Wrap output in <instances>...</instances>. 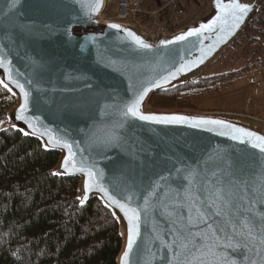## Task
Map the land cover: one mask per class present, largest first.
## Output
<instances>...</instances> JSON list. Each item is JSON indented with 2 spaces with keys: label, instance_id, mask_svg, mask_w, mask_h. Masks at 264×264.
Wrapping results in <instances>:
<instances>
[{
  "label": "water",
  "instance_id": "water-1",
  "mask_svg": "<svg viewBox=\"0 0 264 264\" xmlns=\"http://www.w3.org/2000/svg\"><path fill=\"white\" fill-rule=\"evenodd\" d=\"M240 2L249 4L251 10L238 27L229 29L221 21L202 30L199 36L162 45L161 41L173 40L211 21L217 15L216 0H211L210 9L198 19L161 34L124 22L101 20L107 0H0V58L8 62L13 79L29 93L23 115L34 127L16 119L24 99L0 68V80L8 83L11 91L1 86L15 99L7 115L8 124L38 140L46 151L58 154L53 174L78 180L77 199L84 196L85 175L63 166L68 150L49 141V136L70 144L77 166L90 167L98 182L122 202L131 197V206L147 207L129 264H174L173 241L177 229L187 223L189 213L186 206H177L169 209L175 215H169L162 210L161 202L176 205L177 194L182 195L189 187L203 196L213 185L222 186L234 194L238 204L243 199L247 206L251 199L255 205L252 215L257 220L264 216V153L251 146L254 138L245 137L241 143L230 135L218 134L221 129L217 126L193 127L192 121L158 124L123 115L125 105L135 94L148 88L141 105L145 114L224 120L264 136V120L254 116L149 106L153 95L197 79L253 24L262 0ZM110 24L132 31L152 47L141 49L132 37L108 27ZM100 26L102 33L87 41L88 34ZM181 65L190 70L163 83L161 77ZM156 82L161 86H153ZM190 180L194 182L191 185ZM93 199L117 222L121 247L116 264H122L127 221L119 208L106 206L95 189L80 205ZM204 227L198 225L191 230L195 233ZM232 256L237 264H264V247L256 242L251 250H238Z\"/></svg>",
  "mask_w": 264,
  "mask_h": 264
},
{
  "label": "trees",
  "instance_id": "trees-1",
  "mask_svg": "<svg viewBox=\"0 0 264 264\" xmlns=\"http://www.w3.org/2000/svg\"><path fill=\"white\" fill-rule=\"evenodd\" d=\"M236 42L243 44L244 55L255 59L248 67L256 65L264 72V0ZM243 73L200 75L153 95L149 106L197 109L199 102L226 91ZM14 104L0 85V264H116L121 247L116 220L97 200L81 206L78 180L53 174L58 154L9 126L7 115Z\"/></svg>",
  "mask_w": 264,
  "mask_h": 264
},
{
  "label": "snow or ice",
  "instance_id": "snow-or-ice-1",
  "mask_svg": "<svg viewBox=\"0 0 264 264\" xmlns=\"http://www.w3.org/2000/svg\"><path fill=\"white\" fill-rule=\"evenodd\" d=\"M99 0H97V3ZM217 15L208 23L201 24L199 27L189 29L186 33L174 37L173 40L161 41L162 45L172 44L178 41H185L189 37L199 36L202 30L211 28L218 22L223 21L228 28L238 27L243 22L244 16L251 10L250 5L241 3L240 0H228L224 3V0H216ZM108 27L116 29L118 31H124L127 36L132 37L133 42L137 44L141 49H150L152 45L144 42L139 36L127 29H121L119 25L110 24ZM7 63L4 59L0 58V68H4L7 74V80L15 83L16 87L20 89L23 96L24 103L20 105L17 110L16 119L25 120L29 124V127L34 125L29 119L23 115L27 110V100L29 93L25 91L24 86L19 84L13 79L10 73V69L7 67ZM188 69L187 65H181L175 68L174 71L168 72L167 76L161 77L163 83H169L170 79H175L176 75ZM0 85L11 91L8 87V83L4 80H0ZM155 87H159L160 82L154 83ZM148 88H144L135 94L134 98L125 105L123 115L126 118H134L145 122H155L162 124H175L185 123L192 121L193 127L200 126H217L221 130L218 134L230 135L233 140H240L241 143L245 142L244 138L249 140L254 138L252 142L253 148H259L264 153V136H257L253 132L246 131L243 128H236L228 124L224 120L218 119H206L199 117H188L182 115H156L145 114L141 111V105L144 100ZM211 130V129H209ZM36 132H40L39 128H35ZM41 136L44 133H40ZM49 141H52L58 145L63 146L68 150V154L64 159V167L68 170H75L84 173L85 179L83 182V198H78L81 205H83L87 199L88 193L95 189L102 194V198L106 202V206H115L119 208L123 214V218L127 221V247L122 257V264H129V254L133 250V246L136 242V237L140 234V221L142 214L147 211V207L141 209L140 207L131 206V197H128V202H122L114 194H111L107 187L98 182L97 175L88 166L81 164L77 166L75 161V153L72 150V146L65 141L48 137ZM70 165V168H69ZM161 179H164L163 177ZM192 180L189 184H193ZM179 201L176 205H169L168 203L161 202L162 210L168 212L169 215H175L174 211H169L170 208L185 207L189 213L187 217V223L182 228L177 229L176 237L173 243L176 245L173 251L174 264H237L236 259L232 256V253L245 249L251 250L254 248L255 243L264 247V216H261L259 220L252 215L255 205L251 199H248L247 206L244 204V200L241 199L239 204L234 199V194L222 186L213 185L207 189L205 195L201 196L197 194V191L193 187H189L185 192L177 194ZM148 201L145 200V205ZM183 221V218H181ZM198 225H204L202 230H198L193 233L192 228ZM170 247V246H169ZM259 254V253H258ZM251 264H256L255 261H251Z\"/></svg>",
  "mask_w": 264,
  "mask_h": 264
},
{
  "label": "rangeland",
  "instance_id": "rangeland-1",
  "mask_svg": "<svg viewBox=\"0 0 264 264\" xmlns=\"http://www.w3.org/2000/svg\"><path fill=\"white\" fill-rule=\"evenodd\" d=\"M115 4L117 7V0H108L104 13L107 18L117 15ZM210 5L211 0H194L185 4L184 15L180 18L178 25L185 26L186 23L193 22V18L207 12ZM242 48L243 44L241 42H235L202 75L211 76L239 69L245 70V73L226 91L199 102L198 108L195 110L239 113L264 120V72L258 69L256 65L248 67L250 60L255 62V59L253 57L249 58V55H244Z\"/></svg>",
  "mask_w": 264,
  "mask_h": 264
},
{
  "label": "built area",
  "instance_id": "built-area-1",
  "mask_svg": "<svg viewBox=\"0 0 264 264\" xmlns=\"http://www.w3.org/2000/svg\"><path fill=\"white\" fill-rule=\"evenodd\" d=\"M193 1L169 0L159 7L152 9L143 7V0H117V15L113 18H107L106 15H102L100 18L101 20L128 23L151 33H169L180 27L178 24L180 18L184 15V5ZM166 14L170 15L173 26L162 22V18ZM102 31L103 28L100 26L95 32L89 33L87 41L94 35L101 34Z\"/></svg>",
  "mask_w": 264,
  "mask_h": 264
},
{
  "label": "crops",
  "instance_id": "crops-1",
  "mask_svg": "<svg viewBox=\"0 0 264 264\" xmlns=\"http://www.w3.org/2000/svg\"><path fill=\"white\" fill-rule=\"evenodd\" d=\"M167 1L169 0H143V7H149V8H152V9H155L157 7H159L160 5L166 3ZM107 4H108V0H107ZM115 8L117 9L116 7V4H115ZM210 9V8H209ZM208 9V10H209ZM113 18V17H111ZM162 22L166 25H172V22H171V17L169 14H166L163 18H162ZM187 24V23H186ZM184 26V25H183ZM183 26H180V27H183ZM178 27V28H180ZM177 29V28H176Z\"/></svg>",
  "mask_w": 264,
  "mask_h": 264
}]
</instances>
